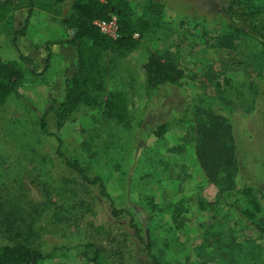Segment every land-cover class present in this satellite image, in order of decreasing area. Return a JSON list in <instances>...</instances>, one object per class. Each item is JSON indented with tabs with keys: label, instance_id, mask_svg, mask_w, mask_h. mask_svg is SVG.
<instances>
[{
	"label": "rangeland",
	"instance_id": "374dc122",
	"mask_svg": "<svg viewBox=\"0 0 264 264\" xmlns=\"http://www.w3.org/2000/svg\"><path fill=\"white\" fill-rule=\"evenodd\" d=\"M226 1L129 0L150 30L129 54H106L100 63L102 90L124 92L127 119L107 115L98 93L97 108L82 105L61 122L49 112L48 135L39 118L52 102H63L65 80L77 66L76 48L67 42L73 31L62 23L71 1L54 13L35 8L25 32L26 9L0 22V61L23 73L17 92L0 103V243L48 249L89 241L108 264H152L148 237L162 264H264V235L248 202L264 212V50L246 36L231 47L215 45L227 30ZM152 54L170 58L182 76L151 87L144 65ZM196 108L232 128L238 160L232 190L218 189L197 162ZM57 139L64 157L102 180L122 214L112 216L98 186L64 164ZM82 257L73 249L46 264H90Z\"/></svg>",
	"mask_w": 264,
	"mask_h": 264
},
{
	"label": "trees",
	"instance_id": "16d2710c",
	"mask_svg": "<svg viewBox=\"0 0 264 264\" xmlns=\"http://www.w3.org/2000/svg\"><path fill=\"white\" fill-rule=\"evenodd\" d=\"M65 0H2L0 1V22L19 9H27L24 20L25 32L28 17L35 8L54 13L59 4ZM70 12L62 19L63 25L73 31L68 43L76 48L77 66L74 75L65 80V98L59 105L52 102L39 118V129L48 135L46 115L54 112L57 120L61 122L70 113L80 106L91 108L99 106V95L103 97L106 114L117 122L127 119L128 103L122 91L105 92L102 90L103 76L100 65L106 54L124 56L135 50L139 39L150 30V23L144 16L134 17L129 0H70ZM111 15L117 17L118 36L115 39L103 35L96 20L107 19ZM222 21L226 25V33L219 36L216 46L231 47L232 40L242 36L256 40L264 50V4L251 3L250 0H227L222 7ZM23 31H20L23 34ZM139 37H135V35ZM46 50L47 47H45ZM22 60H27L20 56ZM147 82L151 87L165 86L174 83L181 76L176 64L168 58L163 60L160 56L152 54L144 65ZM23 73L21 69L11 62L0 61V103L7 96L16 93L22 84ZM104 91V92H102ZM196 128L195 155L198 164L205 176L218 187V189L232 190L235 188V177L238 171L236 145L232 128L225 119L207 108L194 111ZM162 124L154 134L160 137L164 132ZM56 153L63 159L64 164L80 175L82 181L97 185L100 195L110 203L112 216H119L124 212L118 209L108 195L106 188L99 177L89 178L85 170L75 160L64 157L60 152L61 141L57 139ZM249 198V191L244 192ZM252 207L251 213H258L256 225L259 233L264 235V212L257 202L248 199ZM131 228L139 237L140 232L133 218H130ZM148 234V232H147ZM149 236V235H147ZM144 248L152 264H162L161 256L152 253L150 239L144 242ZM73 249L82 253V258L90 264H108L100 248L89 241L74 246H55L48 249H39L9 239L0 243V264H46L54 260L58 254L65 255Z\"/></svg>",
	"mask_w": 264,
	"mask_h": 264
},
{
	"label": "built area",
	"instance_id": "2783aa9c",
	"mask_svg": "<svg viewBox=\"0 0 264 264\" xmlns=\"http://www.w3.org/2000/svg\"><path fill=\"white\" fill-rule=\"evenodd\" d=\"M95 24L103 35L112 39L118 36L117 17L115 15H111L107 19L96 20Z\"/></svg>",
	"mask_w": 264,
	"mask_h": 264
},
{
	"label": "crops",
	"instance_id": "0c3cea01",
	"mask_svg": "<svg viewBox=\"0 0 264 264\" xmlns=\"http://www.w3.org/2000/svg\"><path fill=\"white\" fill-rule=\"evenodd\" d=\"M34 13V10H32L31 11V13H30V15H29V17H28V20L32 17V14ZM28 15V13H27V9H26V16Z\"/></svg>",
	"mask_w": 264,
	"mask_h": 264
}]
</instances>
